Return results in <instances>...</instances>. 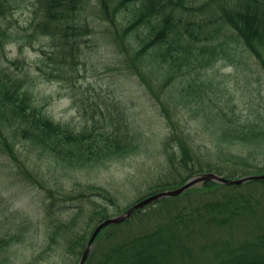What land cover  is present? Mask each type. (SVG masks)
<instances>
[{
	"label": "trees",
	"instance_id": "16d2710c",
	"mask_svg": "<svg viewBox=\"0 0 264 264\" xmlns=\"http://www.w3.org/2000/svg\"><path fill=\"white\" fill-rule=\"evenodd\" d=\"M195 3V0H34L28 26L33 35L51 38L53 46L47 56L53 62L56 73H51L57 75L54 77L79 62V38L90 32L80 14L89 4L110 24L108 33L122 52H126L128 68L152 91L153 81L163 92L172 82L170 79L179 75L184 78L182 81L188 91L197 92L203 85L200 81L204 78L203 71L223 57L219 55L225 53L227 39L240 43L264 67V0H200ZM13 9L12 0H0V50L18 39L8 23ZM157 73L167 79H156ZM18 76L0 68V144L16 159L21 173L27 177L30 178L31 167L35 169V166L29 162V155L20 157L16 150L20 143H26L28 150L39 158L49 153L52 162L61 168L73 169L92 168L105 160L137 151L138 134L126 121L115 118L114 122L110 121V128L97 133L55 122L37 105L26 79ZM193 84H196L194 88ZM188 93L186 97L191 96ZM156 97L161 99L159 95ZM166 99L168 104L176 106L174 100ZM202 100L199 110L206 121L204 128L210 142L203 146L192 141L187 143L191 139L188 134L184 137L183 131L178 135L171 129L164 142V152L173 173L152 185L150 195L177 187L202 171L228 178L264 173V114L241 119L233 109L214 107L213 97ZM164 115L173 127L171 114L167 111ZM253 182L257 181L241 185L205 181L198 188L159 200L181 201L172 205L173 211L167 217L155 218L151 225L133 235L115 237L128 219L122 224L106 226L95 238V247L84 264H172L176 257L189 253L188 242L195 230L202 227L203 220L221 226L252 210V193L237 189ZM258 182L264 183V180ZM97 191L99 194V189ZM191 193L198 194L200 202L195 201L197 197L182 201ZM104 197L111 199L107 193ZM105 210L106 207L99 205L90 221L99 222L122 212L117 209L108 214ZM81 212L82 208L76 214ZM74 226L75 222L54 224L52 239L55 242L62 232L66 239L68 234L74 235L68 241L75 239V244L66 249L80 257L88 239L85 232L73 234ZM10 240V237L0 238V254L7 251ZM215 264H264V234L247 243L245 248L242 244L237 249L226 250Z\"/></svg>",
	"mask_w": 264,
	"mask_h": 264
},
{
	"label": "rangeland",
	"instance_id": "374dc122",
	"mask_svg": "<svg viewBox=\"0 0 264 264\" xmlns=\"http://www.w3.org/2000/svg\"><path fill=\"white\" fill-rule=\"evenodd\" d=\"M12 1L14 9L8 23L18 39L0 50V68L25 78L37 105L53 121L97 133L110 128V121L119 118L136 130L139 145L134 153L113 157L92 168L73 169L66 165L67 168H61L50 160L49 153L39 158L28 150L26 143H20L16 145L20 157L29 155V162L35 166V169L31 167L29 178L0 144V238H11L7 251L0 254V264H76L79 257L67 252L75 244V239L68 241L74 235L68 234L66 239L63 232L58 233L53 242L54 224L75 222L73 234L85 232L88 239L98 223L90 218L99 205L106 207L104 212L112 214L117 209L123 212L149 196L152 185L173 173L164 152V142L171 129L177 134L183 131L184 137L188 134L192 140L187 143L203 146L210 142L204 128L206 121L199 110L203 98L213 97L214 107L233 109L241 119L264 114V67L236 40L227 39L226 51L219 55L223 57L203 71L204 78H200L203 85L197 92L188 91L179 75L170 79L172 82L163 92L153 81L152 91L128 68L126 52H122L108 33L110 24L93 10L92 1L80 14L90 32L79 38V62L54 77L57 75L51 72L56 71L47 56L53 46L51 38L33 35L28 26L34 0ZM195 1V4L200 2ZM146 66L147 62L145 69ZM156 75L158 80L167 79ZM185 93L191 96L186 97ZM191 97L197 101L193 99L187 104ZM166 98L174 100L176 106L168 104ZM167 111L174 120L173 127L164 115ZM237 190L252 193V210L221 226L203 220L202 227L195 230L188 242L189 253L176 257L172 264H215L226 250L237 249L242 244L245 248L247 243L263 236L264 183L253 182ZM105 193L110 200L104 197ZM186 197L183 202L192 197L200 202L198 194ZM162 199L165 198L159 200ZM159 200L140 208V213L135 216L133 213L128 222L121 223L115 237L133 235L157 218L167 217L173 211L172 205L181 201ZM80 208L82 212L76 214Z\"/></svg>",
	"mask_w": 264,
	"mask_h": 264
},
{
	"label": "water",
	"instance_id": "95a60500",
	"mask_svg": "<svg viewBox=\"0 0 264 264\" xmlns=\"http://www.w3.org/2000/svg\"><path fill=\"white\" fill-rule=\"evenodd\" d=\"M251 180H264V174H249V175L242 176L239 178H226L224 176L218 175V174L213 173V172H205V173H199V174H195V175L191 176L190 178H188L183 184H181L177 188L162 190L160 192H157L155 194L147 196V197L137 201L136 203H134L125 212H122V213L115 215V216L105 218L102 221H100L95 226V228L93 229V231H92V233H91V235H90V237L86 243V246L82 251V254H81L77 264H84L85 260L87 259L88 254L90 252V249L93 245L94 239L96 238L98 233L101 231V229H103L105 226H107L109 224H116V223H120V222L125 221L126 219L130 218L136 210L144 207L145 205H147L149 203H152V202L159 200L161 198L179 195V194L183 193L184 191H186L187 189H189V188H191L197 184H200L202 182H205V181H211V182H216V183H220V184L232 185V184H242V183H245V182L251 181Z\"/></svg>",
	"mask_w": 264,
	"mask_h": 264
}]
</instances>
